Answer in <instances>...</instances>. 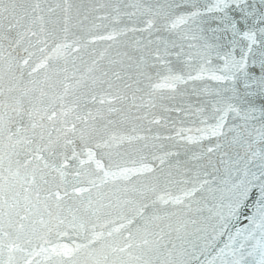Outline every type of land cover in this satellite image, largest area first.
<instances>
[{
    "label": "snow or ice",
    "instance_id": "obj_1",
    "mask_svg": "<svg viewBox=\"0 0 264 264\" xmlns=\"http://www.w3.org/2000/svg\"><path fill=\"white\" fill-rule=\"evenodd\" d=\"M0 264H264V0H0Z\"/></svg>",
    "mask_w": 264,
    "mask_h": 264
}]
</instances>
